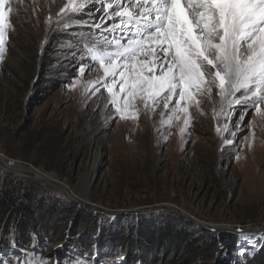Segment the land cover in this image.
<instances>
[{
    "label": "rangeland",
    "instance_id": "1",
    "mask_svg": "<svg viewBox=\"0 0 264 264\" xmlns=\"http://www.w3.org/2000/svg\"><path fill=\"white\" fill-rule=\"evenodd\" d=\"M66 2L9 0L0 157L73 189L99 153L88 191L75 192L90 201L0 168V184L30 194V211L0 228V264H264L256 261L264 250V117L252 106L240 123L246 105L238 104L231 122L226 114L214 118V89L211 99L190 106L183 134V118L162 124V105L151 113L137 102L138 119H121L106 90L89 83L103 75L99 65L79 72L91 63L87 48L101 38L93 18L99 23L101 9L115 0H88L81 12L58 18ZM159 223L186 227L212 244L200 254L182 242L176 249L143 247L140 233Z\"/></svg>",
    "mask_w": 264,
    "mask_h": 264
},
{
    "label": "snow or ice",
    "instance_id": "2",
    "mask_svg": "<svg viewBox=\"0 0 264 264\" xmlns=\"http://www.w3.org/2000/svg\"><path fill=\"white\" fill-rule=\"evenodd\" d=\"M87 2L67 0L57 17L79 13ZM12 11L9 0H0V60ZM101 11L99 23L93 18L101 38L87 48L91 63L79 72L99 65L103 75L89 83L106 90L121 119H138L137 102L151 113L162 105V124L183 118V134L190 106H199V97L211 99L214 89L220 103L214 118L226 114L231 122L238 104L246 105L240 123L252 106L264 117V0H115ZM216 131L222 134L219 126Z\"/></svg>",
    "mask_w": 264,
    "mask_h": 264
},
{
    "label": "trees",
    "instance_id": "3",
    "mask_svg": "<svg viewBox=\"0 0 264 264\" xmlns=\"http://www.w3.org/2000/svg\"><path fill=\"white\" fill-rule=\"evenodd\" d=\"M29 196L30 194L19 186L0 184V228L6 221L18 222L17 218L20 215L30 211ZM187 230L186 227L178 228L170 223H159L154 227H147L144 232L140 233L143 240L142 246L148 247L149 250L156 247L176 249L177 245L182 242L183 248L190 249L196 254L203 253L210 248L212 241L196 240L192 235H189ZM256 256V261H264V250L257 253Z\"/></svg>",
    "mask_w": 264,
    "mask_h": 264
},
{
    "label": "bare ground",
    "instance_id": "4",
    "mask_svg": "<svg viewBox=\"0 0 264 264\" xmlns=\"http://www.w3.org/2000/svg\"><path fill=\"white\" fill-rule=\"evenodd\" d=\"M98 160H99V153H95L91 156V159L89 161L87 169L84 172V174L82 175V177L79 179L77 185L75 187H73V189L69 188L73 193L78 191V189H80L82 193H86L88 191L87 188L90 187V182L93 178V174L96 171V165H97ZM13 169H16L18 171H23L26 168L20 164H16V165H14ZM31 172L34 173V175L36 177L38 176L39 178H41L43 180L46 179V181H52L53 182V180H51V179L55 178L53 174L45 173L42 171H38V172L31 171Z\"/></svg>",
    "mask_w": 264,
    "mask_h": 264
},
{
    "label": "water",
    "instance_id": "5",
    "mask_svg": "<svg viewBox=\"0 0 264 264\" xmlns=\"http://www.w3.org/2000/svg\"><path fill=\"white\" fill-rule=\"evenodd\" d=\"M27 166V165H26ZM28 167V166H27ZM0 168L3 169V170H6V171H10V172H14V173H17V174H25V175H29V176H32V177H35L34 173H32L31 171L29 170H23V171H18L16 169H13V167H11L5 160H3L1 157H0ZM52 182V181H50ZM53 183H57L60 184L61 183H58L56 181H53ZM61 186L63 187L64 190H66V192L71 196L73 197L76 201L80 202V203H83V204H86L85 202L83 201H90L89 199H86L85 197L81 198L80 196H78V193H73L69 188L68 186L64 185V184H61ZM88 206H91L93 208H98V209H101L103 211H107V212H115L113 210H108L106 208H103V207H100L94 203H87Z\"/></svg>",
    "mask_w": 264,
    "mask_h": 264
}]
</instances>
